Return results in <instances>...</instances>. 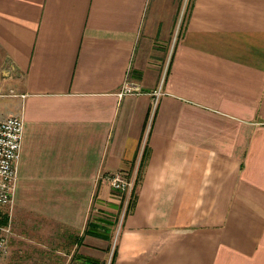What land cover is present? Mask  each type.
<instances>
[{
    "label": "crops",
    "instance_id": "0c3cea01",
    "mask_svg": "<svg viewBox=\"0 0 264 264\" xmlns=\"http://www.w3.org/2000/svg\"><path fill=\"white\" fill-rule=\"evenodd\" d=\"M0 93V264H264V0H0Z\"/></svg>",
    "mask_w": 264,
    "mask_h": 264
},
{
    "label": "built area",
    "instance_id": "2783aa9c",
    "mask_svg": "<svg viewBox=\"0 0 264 264\" xmlns=\"http://www.w3.org/2000/svg\"><path fill=\"white\" fill-rule=\"evenodd\" d=\"M133 91L125 86L124 94ZM24 121L21 117L0 120V256L9 253L12 235V209L17 182V170L23 138ZM135 177V176H134ZM134 177L127 179L123 173L112 172L104 176L112 190L126 196V204L134 187Z\"/></svg>",
    "mask_w": 264,
    "mask_h": 264
},
{
    "label": "rangeland",
    "instance_id": "374dc122",
    "mask_svg": "<svg viewBox=\"0 0 264 264\" xmlns=\"http://www.w3.org/2000/svg\"><path fill=\"white\" fill-rule=\"evenodd\" d=\"M1 94V93H0ZM129 94H132V92L131 93H129ZM120 95H126V94H124L122 91H121V93H120ZM4 105H5V102H4V100H1L0 101V106L3 108L4 107ZM114 173V172H113ZM108 174V173H107ZM106 175V174H105ZM136 181V178H134V182ZM107 182V181H106ZM109 185V184H108ZM110 186V185H109ZM110 188L111 189H113L111 186H110ZM125 198V197H124ZM11 220H12V218H11ZM12 231H13V228H12ZM13 233V232H12ZM11 238H12V236L10 237V239H9V241H11ZM12 246V245H11ZM17 246V245H16ZM35 245H30V246H28V247H26L25 249H23V248H20V251H17L15 254H18V256H20V258H25L26 257V255H29V254H31L30 252H28V249H29V247H34ZM13 248H16L15 247V243L13 244V246H12ZM18 247H22V244L20 243H18ZM38 251H40L39 252V254H42V255H45V251L46 250H43L41 247L39 248V250ZM9 252L11 253V252H13V251H10L9 250ZM14 253V252H13ZM12 254V253H11ZM38 254V253H37ZM10 256V255H9ZM18 256H16V257H18ZM13 260V262L14 263H16L15 261H14V259H12Z\"/></svg>",
    "mask_w": 264,
    "mask_h": 264
},
{
    "label": "trees",
    "instance_id": "16d2710c",
    "mask_svg": "<svg viewBox=\"0 0 264 264\" xmlns=\"http://www.w3.org/2000/svg\"><path fill=\"white\" fill-rule=\"evenodd\" d=\"M135 186H136V181H135V183H134V187H133L132 192H131V195H130V197H129L128 204H130L131 199L133 198V191H134V189H135ZM128 204H127V205H128Z\"/></svg>",
    "mask_w": 264,
    "mask_h": 264
}]
</instances>
